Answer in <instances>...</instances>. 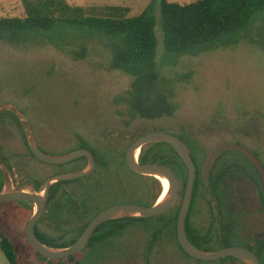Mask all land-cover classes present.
Here are the masks:
<instances>
[{
    "label": "rangeland",
    "instance_id": "374dc122",
    "mask_svg": "<svg viewBox=\"0 0 264 264\" xmlns=\"http://www.w3.org/2000/svg\"><path fill=\"white\" fill-rule=\"evenodd\" d=\"M167 1L185 4L196 0ZM66 2L85 7L127 5L130 16L153 4L156 67L161 79L158 87L175 91L173 102L178 108L171 116L132 119L122 97L130 90L133 78L111 69L107 40L86 28L58 25L51 31L24 32L12 42L0 40V110L14 114L27 140H34L46 154L64 156L87 149L96 163L106 164L104 170L98 168L94 174L62 184L57 200L38 220V230L55 247H67L77 239L83 221H91L106 208L152 206L157 184L146 180L152 188L150 195L145 179L125 164L128 147L148 133L162 132L182 139L198 163L210 150L235 143L253 151L264 165V12L256 13L234 42L222 40L209 51L170 60L165 54L160 0ZM23 13L21 0H0V16ZM217 163L219 171H229L222 185L223 214L233 222L237 236L228 244L250 249L264 264V251L259 252L253 243L264 234V204L254 168L236 149L217 152L205 174ZM53 167L64 173L80 170L78 162L51 166L31 157L17 129L0 122L3 190L36 192L54 173ZM162 193L163 187L160 196ZM83 197L89 199L88 212L77 216L74 209L83 206ZM214 199L208 190L196 195L194 213L189 217L193 226L204 232L213 228L215 238L200 245L206 251L224 248L219 239L223 214L217 212ZM31 209L27 202L0 204V229L13 241L19 264H242L230 258L199 261L186 256L173 229L165 227L174 207L156 217L132 220L119 235L88 245L69 259H44L25 236ZM0 264H10L1 249Z\"/></svg>",
    "mask_w": 264,
    "mask_h": 264
},
{
    "label": "trees",
    "instance_id": "16d2710c",
    "mask_svg": "<svg viewBox=\"0 0 264 264\" xmlns=\"http://www.w3.org/2000/svg\"><path fill=\"white\" fill-rule=\"evenodd\" d=\"M21 2L24 9L23 15L0 16V40L6 39L12 42L24 32L39 33L51 31L58 25L86 28L88 31L107 40L111 51V69L119 70L133 78L130 90L125 97H122V100L128 105L129 115L132 119L143 118L152 120L171 116L177 111L178 106L173 102L175 91L170 93L158 87L161 79L156 67L158 42L155 33L156 18L152 14L153 4L140 14L130 16V9L127 5L85 7L71 5L66 0H21ZM259 12H264V0H196L185 4L160 0L165 54L170 60H173L175 57L198 55L209 51L222 40L234 42L240 32L249 25L253 16ZM164 80L166 79L162 81ZM167 82L169 83V81ZM0 122H8L17 129L28 154L35 158L29 148L21 121L10 111L0 110ZM3 159L5 160L4 157ZM193 160L197 167L193 198L200 193L201 189H209L215 198L214 202H216L217 212L219 211L223 214L224 201L219 190L225 182L229 171H218L216 166H213L203 176L201 168L204 161L198 163L194 157ZM72 162H78L79 169H85L88 164L85 157L75 159ZM139 162L163 165L175 176L179 185L177 195L179 203L173 206L175 208L173 216L166 221L165 227L173 229L178 247L186 256H189L180 247L176 234L177 216L188 175L184 162L177 151L166 143H150L143 146L139 155ZM7 165L10 167L8 163ZM98 168L104 170L106 164L97 163L93 174ZM254 171L256 173L255 169ZM56 174H59V172H56ZM3 176V172H0V192L4 189ZM142 177L145 182L148 179L152 183L157 184V192L151 198L153 205L161 194L162 184L155 177ZM68 182L59 181L51 185L47 195V208L57 200L58 195L62 191V184ZM146 186L151 195L152 188L147 182ZM260 194L263 203L262 193L260 192ZM82 201L83 206L74 209L77 216H82L88 212L89 199L83 197ZM189 217L186 223V232L193 244L201 248L200 245L202 243L215 238L216 235H213V229L204 232L194 227ZM144 219L148 218L129 217L107 221L95 230L88 245L119 235L128 227L132 220ZM89 222L90 220L88 219L83 221L79 227L77 238ZM220 222L223 234H221L219 239L224 243V247H228L230 246L228 241L235 237L233 222L228 220L225 214L222 215ZM35 232L41 242L49 246H56L51 239L38 230L37 225L35 226ZM158 232L159 230L156 234ZM0 239V249L8 262L10 264H19L13 241L1 229ZM75 240L66 246L71 245ZM253 243L258 246L259 252L264 251V240H254ZM153 246L154 244L151 242L150 247L152 248ZM34 252L40 257L47 259L35 250ZM256 255L258 256V254ZM73 256L75 255L66 259ZM227 258L240 262L234 257Z\"/></svg>",
    "mask_w": 264,
    "mask_h": 264
},
{
    "label": "water",
    "instance_id": "95a60500",
    "mask_svg": "<svg viewBox=\"0 0 264 264\" xmlns=\"http://www.w3.org/2000/svg\"><path fill=\"white\" fill-rule=\"evenodd\" d=\"M150 143H166L171 145L177 151L187 168L188 175L186 188L180 204L176 222L177 240L183 251L190 257L199 261H214L222 258L234 257L242 264H261L258 256L246 247L228 246L215 251H206L197 247L189 239L186 232V223L192 204L194 185L197 177V168L188 145L182 139L162 132H151L133 141L126 151L125 162L127 167L138 175L151 176L157 178L158 180H166L169 184V191L167 195L162 199L159 198L152 206L149 207L122 204L104 209L91 219L79 237L67 247H54L44 244L37 237L35 226L46 210L47 195L53 183L84 178L91 175L95 171L97 163L95 156L91 151L87 149H78L64 156H52L46 154L34 140L31 142L28 141L32 154L36 159L43 163L60 165L85 157L88 160L89 168L53 175L45 180L36 192L20 189L10 191L2 190L0 192V204L15 201L29 203L32 209L31 215L25 227V236L31 248L47 259L60 260L68 258L84 250L89 244L95 230L107 221L129 217H156L166 213L171 209V207H173L178 195V182L173 173L160 164L139 162V155L142 147ZM227 149H236L242 152L251 162L260 180L264 203V165L254 152L247 147L235 143H225L210 150L209 153H207L202 165V175L204 176L206 168L210 164L214 155L219 151ZM260 240H264V234L256 241Z\"/></svg>",
    "mask_w": 264,
    "mask_h": 264
},
{
    "label": "flooded vegetation",
    "instance_id": "af4514ba",
    "mask_svg": "<svg viewBox=\"0 0 264 264\" xmlns=\"http://www.w3.org/2000/svg\"><path fill=\"white\" fill-rule=\"evenodd\" d=\"M190 152H191V151H190ZM191 155H192V154H191ZM244 157L248 160V158H247L245 155H244ZM192 158H193V157H192ZM73 161H74V160H73ZM87 161H88V160H87ZM248 161H249V160H248ZM71 162H72V161H71ZM249 162H250V161H249ZM68 163H70V162H68ZM250 163H251V162H250ZM60 165H64V164H60ZM251 165H252V164H251ZM213 166H216V169L219 171L218 163H217L216 165H212L211 167H213ZM252 166H253V165H252ZM211 167H210V168H211ZM196 168H197V167H196ZM253 168H254V167H253ZM53 169H54V167H53ZM85 169H86V168H85ZM80 170H82V169H80ZM201 172H202V168H201ZM59 173H60V172H59ZM61 173H64V172H61ZM256 173H257V172H256ZM55 174H56V170L54 169V173H53L51 176H53V175H55ZM256 175H257V177H258V174H256ZM51 176H50V177H51ZM50 177H49V178H50ZM258 179H259V177H258ZM259 183H260V180H259ZM260 187H261V186H260ZM205 190H208V191L210 192L209 189H207V188H203V189L200 190V193L203 192V191H205ZM219 191L222 193V191H223L222 187L220 188ZM200 193H199V194H200ZM261 193H262V192H261ZM199 194H198V195H199ZM193 200H195V198L192 199V204H191V207H190V211H189V215H188V217H189L191 214L194 213V208H195V207L193 206ZM263 204H264V203H263ZM46 209H47V206H46ZM45 212H46V210H45ZM45 212H44V213H45ZM213 215H215L214 212H213ZM225 216L227 217L226 214H225ZM215 218H216V216H215ZM213 219H214V218H213ZM216 220H217V219H216ZM228 220H229V218H228ZM217 221H218V220H217ZM210 229H213V228H212V227L207 228V231L210 230ZM215 229L217 230V229H218V226L215 227ZM235 231H236V230H234V235L237 236V235H236L237 232H235ZM238 236H239V235H238ZM245 238H246V237H245ZM247 238H249V237H247ZM256 240H257V239H256ZM256 240H255V241H256ZM253 241H254V240H253Z\"/></svg>",
    "mask_w": 264,
    "mask_h": 264
},
{
    "label": "bare ground",
    "instance_id": "6f19581e",
    "mask_svg": "<svg viewBox=\"0 0 264 264\" xmlns=\"http://www.w3.org/2000/svg\"><path fill=\"white\" fill-rule=\"evenodd\" d=\"M162 184V187H163V193L162 195L160 196V199H162L163 197H165L169 191V184L166 180H159Z\"/></svg>",
    "mask_w": 264,
    "mask_h": 264
}]
</instances>
